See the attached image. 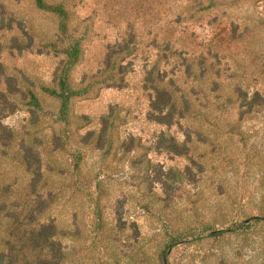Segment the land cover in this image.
Listing matches in <instances>:
<instances>
[{"label": "rangeland", "instance_id": "1", "mask_svg": "<svg viewBox=\"0 0 264 264\" xmlns=\"http://www.w3.org/2000/svg\"><path fill=\"white\" fill-rule=\"evenodd\" d=\"M65 1L0 0L2 263L264 264V0Z\"/></svg>", "mask_w": 264, "mask_h": 264}, {"label": "trees", "instance_id": "2", "mask_svg": "<svg viewBox=\"0 0 264 264\" xmlns=\"http://www.w3.org/2000/svg\"><path fill=\"white\" fill-rule=\"evenodd\" d=\"M34 2L38 8L54 13L59 18V21H60L59 30L63 33L67 32V22L69 19V13H68V10L66 9L65 0H62L55 4L48 3L46 0H34ZM56 45L57 43L51 42V46L53 48H56ZM60 51H63L67 55L68 62L70 64H73V63H76V61L78 60L80 52H81V48H80L79 42L73 39V41L69 43L67 47H64V49H61ZM58 85H59V89H55L49 86H42L41 88L46 93L52 96H55L59 99L60 108H59L58 114H59L61 121L66 123L68 121V110H69L71 98L74 96H79V95H83L87 93L88 89L71 88L68 85L66 78L60 79ZM27 94L29 95V104L34 106L36 109H40L41 102L39 98L36 96L35 92L30 90L27 92ZM215 234L219 235L220 231H216ZM3 259H4V251H0V264H3L2 263Z\"/></svg>", "mask_w": 264, "mask_h": 264}]
</instances>
